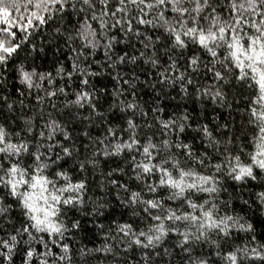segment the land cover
<instances>
[{
	"label": "snow or ice",
	"instance_id": "snow-or-ice-1",
	"mask_svg": "<svg viewBox=\"0 0 264 264\" xmlns=\"http://www.w3.org/2000/svg\"><path fill=\"white\" fill-rule=\"evenodd\" d=\"M0 264H264V0H0Z\"/></svg>",
	"mask_w": 264,
	"mask_h": 264
}]
</instances>
